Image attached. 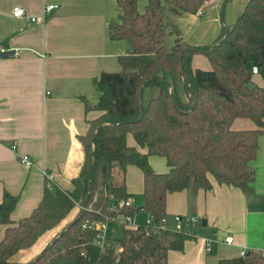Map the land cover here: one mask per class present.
Wrapping results in <instances>:
<instances>
[{"label": "trees", "instance_id": "1", "mask_svg": "<svg viewBox=\"0 0 264 264\" xmlns=\"http://www.w3.org/2000/svg\"><path fill=\"white\" fill-rule=\"evenodd\" d=\"M203 1L147 0L140 11L139 0H117L121 14L110 22L109 35L127 41L129 50L119 56L120 71L102 72L95 80L98 103L85 101L86 111L101 113L88 119L89 130L79 137L85 153L81 171L73 189L46 186L38 206L19 221L11 217L19 198L5 191L0 264H11L16 253L35 245L76 208L77 214L37 256L16 264H169L170 250H183L193 237L187 230L123 226L121 237H108L110 244L101 247L97 232L83 228L86 221L109 217L120 222L138 214V207L111 209L130 198L126 169L131 164L144 172L141 207L156 223L167 215L168 194L211 190L210 176L253 192V162L264 132V87L254 81L253 72L258 67L264 78V0H248L235 24L222 17L215 40L194 44L182 37L168 12L195 13ZM169 32L177 34L172 48L166 45ZM197 54L209 59L211 69L194 66ZM239 117L252 119L257 128L234 129ZM130 134L136 146L129 145ZM151 155L165 157L169 170L156 172ZM247 253L219 264H264V250Z\"/></svg>", "mask_w": 264, "mask_h": 264}, {"label": "crops", "instance_id": "2", "mask_svg": "<svg viewBox=\"0 0 264 264\" xmlns=\"http://www.w3.org/2000/svg\"><path fill=\"white\" fill-rule=\"evenodd\" d=\"M146 3L139 0L140 11H144ZM51 4L57 7L46 13ZM217 5L218 2L202 17L184 13L172 15L174 20L170 18L179 28L185 14L195 15V34L187 38L180 27L181 35L194 44L209 43L220 34V15L225 19V14L215 11ZM15 6L23 7L28 18L14 17ZM120 14L117 0H0V202L5 191L18 196L11 216L14 222L32 213L46 186L73 189L72 181L79 175L85 157L79 137L88 132V119L101 113L95 109L86 111L85 101L98 103L101 92L95 80L102 72L120 71L119 56L129 50L127 41L113 40L109 35L110 22L118 20ZM230 20L229 25H233L234 18ZM193 64L203 69L211 66L201 54L194 56ZM254 81L264 87L260 74L254 75ZM233 128L254 129L257 125L250 118L239 117ZM128 143L137 145L131 134ZM24 154L30 155L33 165L20 161ZM149 160L156 172L169 170L165 157L151 155ZM253 168L256 177L250 194L220 184L214 176H210L211 190L185 189L168 194V222L174 224L175 215L201 219L186 228L193 237L186 241L184 249L170 250L169 264H219L222 259L264 250V132L259 137ZM47 174L53 178L48 179ZM126 186L133 205L142 206L141 168L127 166ZM77 212L78 208L74 209L35 245L16 253L11 264L25 263L37 256ZM6 227L1 226L0 238ZM228 236L233 237L232 243L226 241Z\"/></svg>", "mask_w": 264, "mask_h": 264}, {"label": "built area", "instance_id": "3", "mask_svg": "<svg viewBox=\"0 0 264 264\" xmlns=\"http://www.w3.org/2000/svg\"><path fill=\"white\" fill-rule=\"evenodd\" d=\"M216 1V0H204L202 3V6H207L209 5L211 2ZM202 6L196 11V14L198 16H202L204 14V10L202 8ZM57 5L55 4H51L48 5L45 9L46 13L47 12H51L54 8H56ZM13 16L17 17V18H28V15L26 13V10L21 7V6H15L13 9ZM30 19L32 21H36L37 18L36 17H30ZM2 52H6L5 48L1 49ZM253 72L254 74H258L259 70L258 67H254L253 68ZM17 146L14 145L13 148L15 149ZM20 161L25 164L26 166H31L33 165V160L30 157V155L28 154H24V155H20ZM47 178L48 179H52L53 175L52 174H47ZM122 206H127L129 208H134L136 209V207L133 205L132 200L130 198L126 199V200H122L119 204H114L111 209L112 210H117L118 207H122ZM143 210V209H142ZM135 215H127L121 218L125 219V221L123 222L124 226H129V227H138L139 224L137 223V221L134 219ZM111 219L109 217H106L103 220H93V221H86L83 224V228H90L93 229L97 232V244L100 245L101 247L107 246L109 245V240H108V236H107V225H108V221H110ZM200 218L197 216H182V215H175L174 216V222H175V227L171 228L168 225V216H164L162 217L158 223L155 222L153 216L150 213H147L146 216V220H145V225L150 228L153 229V231H157L158 229H172V230H177V231H181V230H186V228L191 227L196 225L197 223L200 222ZM226 241L228 243H232L233 242V237L232 236H228L226 237ZM119 247V246H118ZM85 254V253H83Z\"/></svg>", "mask_w": 264, "mask_h": 264}, {"label": "rangeland", "instance_id": "4", "mask_svg": "<svg viewBox=\"0 0 264 264\" xmlns=\"http://www.w3.org/2000/svg\"><path fill=\"white\" fill-rule=\"evenodd\" d=\"M219 1H216L215 3L213 1V2H211L210 5H207L204 7L201 5L203 10H204V14L202 16H204L207 13V10L212 8V6L214 4H216L217 2H218V5H217V8L215 11L218 13V15H220L222 13L223 5L226 1L225 12H224V14H225L224 22L226 24H231L230 19L234 18V21L232 24H235L238 17L240 16V14L244 11V8H245L246 3H247V0H219ZM243 4H244V6H243ZM242 6H243V8H242ZM213 8H214V6H213ZM168 14L172 17V15L169 12H168ZM195 15H197V14H195ZM194 16H192L190 14H185L184 18L181 20V23H180V21H177L178 23H180L179 26L181 27V29H183L185 36L187 38H189L191 35L193 36L195 34V26L198 23V20L196 21L193 18ZM202 16H199V17H202ZM220 18H222L221 15H220ZM172 19L174 20L173 17H172ZM176 38H177V34H175L173 32L168 33V35L166 37V45L168 48L173 47V45L175 44ZM201 55H203V54H201ZM203 57H206V56L203 55ZM206 59H207V57H206ZM197 63L200 64L199 60H197ZM204 69H208V68H204ZM209 69H211V66ZM150 93L151 92L148 91L146 93V96H149ZM137 205H138V203H137ZM138 215H139V217L137 219V223L139 225H141L143 222L145 223L147 213L145 211H142ZM124 221H125V219H122L120 222H117L114 220L108 221V225H107L108 237H112V238L121 237L122 232H123V226H124L123 222ZM168 225L171 228L175 227V223L173 224V223L168 222Z\"/></svg>", "mask_w": 264, "mask_h": 264}, {"label": "water", "instance_id": "5", "mask_svg": "<svg viewBox=\"0 0 264 264\" xmlns=\"http://www.w3.org/2000/svg\"><path fill=\"white\" fill-rule=\"evenodd\" d=\"M251 86H252V84H251ZM142 209H143V208H142L141 206L138 207V208H137V212L140 213V212L142 211ZM203 222H204V224L206 225V219H205ZM249 253H250V251H248L247 254H249Z\"/></svg>", "mask_w": 264, "mask_h": 264}]
</instances>
